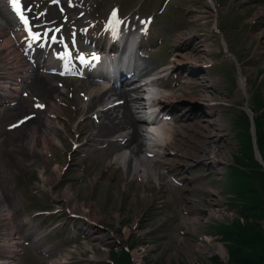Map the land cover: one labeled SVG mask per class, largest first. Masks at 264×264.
I'll use <instances>...</instances> for the list:
<instances>
[{
	"label": "rangeland",
	"instance_id": "obj_1",
	"mask_svg": "<svg viewBox=\"0 0 264 264\" xmlns=\"http://www.w3.org/2000/svg\"><path fill=\"white\" fill-rule=\"evenodd\" d=\"M235 1L218 0L221 5L218 11L220 10L219 13L223 14V17L219 16L218 21L220 30L226 32L224 42L227 43L230 52L235 54L238 62L246 60L255 50L259 49L256 56H260V59L257 61L252 59L250 63L253 67L242 70L250 100L252 91L257 87L263 90L264 94V51L262 50L264 46H259V32L264 30V20L254 18V15L259 11L258 7H263L264 2L263 0H254V8L244 18L239 15L242 11L243 1ZM207 2L208 0H171L165 11L173 10L185 18V27L177 28L170 41L172 42L179 33H205L206 43L217 48L211 52V60L214 64L221 54H217L214 58L212 56L218 51L222 52L223 43L220 41V35L213 36L210 32L214 17L206 7ZM204 11H207V26L201 27L195 22V19ZM200 37L195 38L193 42L205 40L202 36ZM209 37L215 38L209 39ZM166 48L169 49L170 45ZM191 49H195V47H191ZM191 54L195 56V54ZM162 55L160 53L159 56ZM216 64L210 68V72L215 75L218 73L220 76L224 75L225 85L224 79L222 81L220 77L216 83V89H209L208 96L217 103L212 106L216 109L212 118L214 120L223 118L228 122V124H221L220 130L221 134L227 135L228 153L232 154L235 152V139H233L234 132L230 128V117L241 111L245 96L238 85L235 64L229 59L224 62L217 60ZM201 87H186L185 91L191 90L190 95L193 97L205 95L206 92L202 91ZM162 88L165 86L162 85ZM175 93L184 94L177 89ZM79 99L78 96L77 100ZM49 100L52 103L51 99ZM197 105L202 104L199 102ZM177 108V105L173 107L174 110ZM73 111L72 107H68L67 116L74 115ZM216 115H218L217 118ZM177 126L181 125L178 123ZM36 127L31 129L25 127L18 130L17 133H24L26 130L35 132L37 131ZM200 127L202 128L201 125L198 126V128ZM248 127V124L244 125L247 131ZM101 137L102 139H100ZM105 138L101 135L99 141L94 143H102ZM198 141L203 143L205 140L201 136L198 137ZM66 144V151H70L71 146L68 144V140ZM225 149L227 150V148ZM62 153L63 151L55 149L47 156L44 155L48 160H52L45 168L41 163L31 165L32 162L25 159L22 156L23 153L18 150L16 152L4 151L0 146V179L5 182L0 187V193L4 198L1 199L12 210L11 219L0 217V246L6 247L5 245H7L9 247L7 250L0 247V261L7 259L12 247L15 248L13 243L18 244L19 242L17 238L29 239L27 235L38 228L39 230H51L48 233L50 236L46 240L45 238L41 239V245L46 246L48 249L44 248V250L48 255L52 254L53 256L47 258V254L38 255L29 248H22L25 254L20 253L17 256L18 264H52L54 259L63 254L69 256V260L65 264H107L106 260L109 259L111 250L122 253L121 250H124L128 245L133 246L129 252L144 261H162L164 264H192V260H194L193 264H196L195 257L199 261L202 260L201 254L196 250V244L198 245L200 237L204 234L213 237L214 233L222 227H230L233 219L238 217L237 214L241 215L240 210L244 204L233 202L235 193H232L228 186L226 188L223 186L225 179L221 174L225 170V166L220 168L222 169L219 171L221 173H217L216 169L208 164L192 162L184 157H167L161 160L165 163L170 162V165L165 168L171 169V173L178 179L179 176H182L186 180L187 186L176 187L161 175L158 179V186H155V183L150 180L149 187L144 189L139 186L141 182H138L136 175L130 178L118 177L117 173L121 171L120 168H117L112 175L107 174L106 166L110 162V155L106 151L97 152L96 159H92V161L82 158L74 159L69 163V174L66 173L65 176H62V167L68 163L67 157ZM261 154L264 158V148H262ZM53 156L58 167L62 168L60 173L54 169L56 162L53 161ZM74 157H76L75 153ZM225 161L227 166L231 164L226 158ZM82 164H87V169L82 171ZM41 171L44 172L45 177L50 176L56 180L55 185L51 187L41 181L39 179ZM59 174L61 175L60 179ZM66 188L72 189L75 192L77 204L88 210L87 214L82 212L79 214L85 216L88 221L94 220L87 225V229L84 226L81 232L73 227L77 222L69 219L64 212L56 213L48 218L45 216L35 217L42 210H55L62 202ZM212 192H215L220 199L215 201L216 205L211 201L212 198L214 199ZM227 198H229V202H227ZM218 206L222 209L225 207L224 209L230 216L219 215ZM209 211L212 212L210 215H208ZM191 212L197 213V220L189 225L191 222L188 220L192 218L188 215L184 216L183 213ZM23 221H29L31 226L23 224ZM135 222L138 223V226L132 229ZM248 222L253 223L254 227L257 224L261 225L264 229L263 224L252 217H249ZM10 223L15 226L12 230L13 240H10L9 235L7 236L9 232L7 224ZM243 224H245V220ZM181 229L186 232V234L184 232L185 236L181 237L178 234ZM203 239L205 238L201 240ZM210 252L217 253L216 250Z\"/></svg>",
	"mask_w": 264,
	"mask_h": 264
},
{
	"label": "bare ground",
	"instance_id": "obj_2",
	"mask_svg": "<svg viewBox=\"0 0 264 264\" xmlns=\"http://www.w3.org/2000/svg\"><path fill=\"white\" fill-rule=\"evenodd\" d=\"M210 8L214 7L213 1L207 4ZM260 13H264V9H261L254 15L258 16ZM11 19L8 18V10L4 8L3 1L0 0V37L5 34L6 28L10 26ZM264 33L263 31H260ZM191 34H186V37L179 38V42L184 40V43H191L194 41ZM208 50L206 48H200L198 54L195 53V56L189 54L180 55L179 53L174 54V58L171 64L164 68L161 73H168L174 70V67H187L190 71L199 70V81L204 89L207 90L205 95L193 97L188 95L184 97L182 94H169L165 90L162 91L157 88L156 83L146 84L142 87V90L133 91L131 101L126 103V108H111L109 110L103 111L105 106L111 104L107 102L104 104V101L101 100V93L108 94V99L112 96L117 95L119 100L125 94L122 92H116L115 90H108L104 86H92L80 85V91H86L85 94L89 96L88 103H84L81 100L73 99L70 100L67 95L70 92L69 89L60 90L58 87H54L52 81L55 79L48 76H40L37 73L34 74L33 79L30 84L27 85V89L32 93H37L42 99L48 97H54L55 102L49 103V107L46 110L47 113L56 116L55 120H50L47 116L39 118V120L29 121L26 125L35 123L37 126V132H29L26 130L24 133H6L4 130L0 131V146L2 149L9 152H19L23 153L25 159H29L34 165L41 163L44 167L49 166L50 160L44 158L43 153L48 154L51 152L52 148L61 149L62 151L66 149L65 141L66 139L71 138L72 140L79 136L84 138L88 136V141L91 142L96 139L98 136L111 134L112 137H116V141L110 143V162L106 166L107 174L112 175L117 168H120V172L117 173L118 177H133L136 175L140 177L142 182L139 184L142 188L149 187V181L152 180L155 183V186L159 185L158 179L160 174H162V169L160 167V162L163 156L169 152H174L176 156L180 155L186 159H190L192 162L208 164L213 168L222 162L221 159L229 157L228 150L223 147H216L213 139L214 125L224 124L223 118L212 120L210 117L214 116L216 109L211 107L210 102L213 101L208 96V90L210 86L216 88L214 81L218 80L214 75H211L208 71L204 69L203 66L204 60L208 58ZM16 53L12 49V45L7 40H4V43L0 45V94L3 92L13 91L14 87L11 82L12 74L16 73L12 67H15L16 64L21 62L17 61ZM12 70V71H11ZM69 83V82H68ZM242 94L247 93V86L245 81L240 79L239 84ZM13 86V88H12ZM68 88L75 90L73 84H67ZM66 88V87H65ZM67 89V88H66ZM113 93V94H112ZM179 100L184 101V108H191L197 103L202 104L203 108V120L202 128L198 126L193 127L196 131L186 132L185 130L178 129L177 131H171L166 129L163 131L161 126L153 121V116L155 109L165 108L166 106H172L176 104ZM116 101V100H113ZM43 102V101H42ZM71 102L76 103L78 108L83 110L91 109L92 115L94 113L99 114L100 125H96L94 120L89 123L87 119H82L81 116L78 120H74L71 123L64 120L62 116L66 113V108L64 105H69ZM24 101L20 102L17 107L14 109H9L2 115H0V123L4 120L7 113L20 112L24 109ZM72 105V104H71ZM192 109V108H191ZM91 115V116H92ZM218 115H216V118ZM194 124H188L191 126ZM157 130V131H156ZM114 134V135H113ZM182 135L183 137L193 141L188 146L183 145L185 143L182 139L178 140L175 138V135ZM204 137L203 144L198 141V137ZM3 137V140L1 138ZM108 138V139H110ZM124 138V140H123ZM120 139V140H119ZM122 144L120 141H122ZM27 152V155H26ZM154 154V159L147 158V154ZM26 156V157H25ZM58 170V166H55ZM41 179L48 185H52L56 180L52 177H44V173H40ZM3 181H0V187L3 185ZM215 197L211 201L214 203L217 198L215 192H212ZM1 197V196H0ZM75 192L72 189H66L63 194V207L68 209H73L78 212L87 214L83 206H79L75 200ZM213 205V204H212ZM219 215L230 216L225 209L217 208ZM90 213V212H88ZM212 212L209 211L208 215ZM10 212L8 206L6 207L0 200V217L7 218L10 217ZM197 213L191 212L188 214V217L192 219L190 222H196ZM94 222V220H91ZM85 225L88 224L84 223ZM9 225V235L10 240H12L13 233L12 230L15 228L13 224ZM90 233V232H88ZM0 246L1 249L7 250L9 247ZM199 250V249H196ZM14 251L11 250V253L7 256L6 260L0 261V264H16V256L13 254ZM52 255V254H51ZM53 256V255H52ZM69 260L67 254L59 255L56 259L53 260L52 264H65Z\"/></svg>",
	"mask_w": 264,
	"mask_h": 264
},
{
	"label": "trees",
	"instance_id": "obj_3",
	"mask_svg": "<svg viewBox=\"0 0 264 264\" xmlns=\"http://www.w3.org/2000/svg\"><path fill=\"white\" fill-rule=\"evenodd\" d=\"M255 106L257 108L262 106L259 99H256ZM255 125L258 149L262 151L264 148V113L262 117L255 119ZM238 139H240L241 156L235 157L234 161L241 166V169L236 168V172L231 176V189L232 193H235L233 202L244 204L240 214L245 220V224L235 220L230 227H222L219 233L230 242L226 246L228 264H264V229L261 225L257 224L254 227L253 223L248 222V218L252 217L264 226V173L260 170L258 163L252 160L251 139L246 128ZM111 258L116 264H131L126 253L118 256L112 254ZM147 264L160 263L150 262ZM211 264L219 263L215 259Z\"/></svg>",
	"mask_w": 264,
	"mask_h": 264
},
{
	"label": "snow or ice",
	"instance_id": "obj_4",
	"mask_svg": "<svg viewBox=\"0 0 264 264\" xmlns=\"http://www.w3.org/2000/svg\"><path fill=\"white\" fill-rule=\"evenodd\" d=\"M8 3L10 4L12 10L16 13V15L18 16L19 20L25 25V30L29 32V34L32 36V38L34 40H39L40 36L39 34H35L33 35L31 33L30 28L28 27V20L25 17V15L23 14L22 8H21V2L20 0H8ZM113 16H115V12H113ZM58 31V29H57ZM53 40H55V37H52ZM81 59L83 60L84 58L81 57ZM93 59H96V57H93ZM38 107H43V105H37Z\"/></svg>",
	"mask_w": 264,
	"mask_h": 264
},
{
	"label": "water",
	"instance_id": "obj_5",
	"mask_svg": "<svg viewBox=\"0 0 264 264\" xmlns=\"http://www.w3.org/2000/svg\"><path fill=\"white\" fill-rule=\"evenodd\" d=\"M255 158L259 161V163L262 165V168L264 170V164H263V162L261 160H259V154H258L257 150H255Z\"/></svg>",
	"mask_w": 264,
	"mask_h": 264
}]
</instances>
